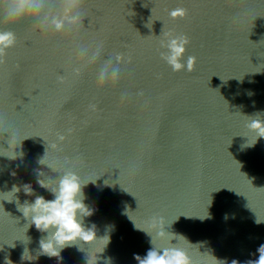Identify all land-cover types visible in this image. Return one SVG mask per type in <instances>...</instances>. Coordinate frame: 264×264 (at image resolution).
<instances>
[{"label":"water","instance_id":"water-1","mask_svg":"<svg viewBox=\"0 0 264 264\" xmlns=\"http://www.w3.org/2000/svg\"><path fill=\"white\" fill-rule=\"evenodd\" d=\"M58 3L52 0L53 9ZM176 7L188 15L173 20ZM82 15L72 33L45 34L29 21L8 26L17 43L0 64V124L7 121L23 155H0V264H138L135 256L153 247L146 231L157 247L186 250L192 264L258 259L264 138L255 142L247 123L257 113L264 119V0H85ZM168 30L190 39L179 72L160 56ZM98 45V61L75 76L73 67L83 63L78 48ZM117 53L124 56L119 65ZM189 56L196 57L192 72ZM109 57L120 78L98 87ZM7 136L0 134L3 148ZM68 170L86 184L84 203L94 211L84 224L96 226L98 240L77 241L61 258L37 255L47 234L28 227L6 192L30 183L34 195L21 190L20 204L36 195L53 199L37 184L38 172L55 184ZM153 216L164 218L163 239Z\"/></svg>","mask_w":264,"mask_h":264},{"label":"clouds","instance_id":"clouds-1","mask_svg":"<svg viewBox=\"0 0 264 264\" xmlns=\"http://www.w3.org/2000/svg\"><path fill=\"white\" fill-rule=\"evenodd\" d=\"M85 0H59L58 5L53 9L52 0H0V11L3 13L4 29H0V64L6 63L8 49L14 47L17 43V36L13 30L8 26L18 24L21 21H29L33 29H38L42 33H72L83 26L82 8ZM188 15V10L184 7H176L169 12V16L175 19H183ZM148 27H151V20ZM163 39L160 40V47L167 49L161 51V58L171 66L172 70L179 72L185 69V62L183 56L186 52V46L190 43V39L186 34H176L171 30L162 31ZM160 35V36H161ZM102 45H98L95 51L89 50L87 47H79L77 50V57L83 63L73 67L72 73L79 76L84 68L89 64H95L100 58ZM124 60L122 53L115 55L116 65H119ZM128 62H131L129 57ZM196 65V57L189 56L186 61V70L192 72ZM120 78V68L113 65L112 58L109 57L100 68L96 82L98 87H103L106 83L116 84ZM60 83H64L66 77L59 75L57 77ZM126 93L121 95V99L126 98ZM138 95H143L139 92ZM95 110V105H90ZM247 128L249 131L255 133L257 138H264V119L261 114L257 113L255 116L248 117ZM70 131V130H69ZM7 133V148L2 146V156L14 160L18 155L15 151L17 145L21 141H17L16 135L12 132L4 120L0 124V134ZM66 139L65 135L57 134V140L62 142ZM254 142V143H255ZM252 143V144H254ZM53 148H57L58 144L54 143ZM40 164H45L43 158L39 161ZM53 171L59 172L52 168ZM15 175V172L12 173ZM37 184L49 191L53 199H46L42 195H36L34 201L25 200L23 204L19 203L16 196L21 190L28 195H34V189L30 183L20 186L13 185L11 190L6 192L15 196L18 210L23 213V216L28 220V227L35 225V228L41 233H46L39 240L40 250L37 255H47L48 257H60L61 251L77 241H83L92 244L96 238V226L85 227V217L91 216L94 209H91L84 203L85 195L83 188L86 185L81 182V177L78 173L68 170L63 172L58 177H55V184L49 182V176L43 171L38 172ZM11 202L12 200H8ZM164 218L162 216H153L150 219V224L155 229V236L161 239L168 234L165 231ZM144 230V229H142ZM146 231V230H144ZM151 235V247L147 254L143 257L136 255L135 259L138 264H192V259L181 247L177 246H160L157 247L153 243V234ZM110 237L107 236V242L104 248L109 243ZM25 249L22 254V259H25ZM259 258L247 261V264H264V244H261L257 249ZM28 260H32L29 258ZM6 264H12L11 260H7ZM232 264H237L232 261Z\"/></svg>","mask_w":264,"mask_h":264}]
</instances>
